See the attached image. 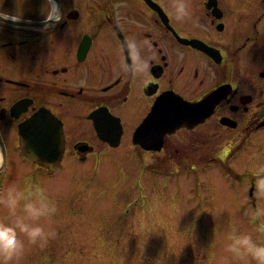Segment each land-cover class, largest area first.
Here are the masks:
<instances>
[{"label": "flooded vegetation", "instance_id": "1", "mask_svg": "<svg viewBox=\"0 0 264 264\" xmlns=\"http://www.w3.org/2000/svg\"><path fill=\"white\" fill-rule=\"evenodd\" d=\"M189 2L190 19L177 22L169 0H0V194L37 178L41 187L61 167L50 170L21 151L20 125L43 110L62 124V161L135 156L157 171L170 167L176 150V163L190 157L196 139L200 149L222 139L214 162L191 166L207 171L203 190L253 208L262 201L253 167L264 155V0ZM129 38L149 60L142 76L121 67ZM219 87L227 95L208 118L165 134L156 151L134 142L163 95V104L189 106ZM171 169L174 178L185 175ZM235 218V229L242 222L254 230L245 214Z\"/></svg>", "mask_w": 264, "mask_h": 264}, {"label": "rangeland", "instance_id": "2", "mask_svg": "<svg viewBox=\"0 0 264 264\" xmlns=\"http://www.w3.org/2000/svg\"><path fill=\"white\" fill-rule=\"evenodd\" d=\"M209 125L220 132L213 121ZM196 140L190 143L195 147L190 157L176 163L182 154L173 150V158L167 159L171 168L185 174L178 178L167 164L152 171L154 165L150 169L142 157H92L86 162L64 158L61 168L45 177L41 187L37 178L25 189L39 186L55 203L56 214L43 222L55 235L44 247L25 240L17 264H224L225 236L235 229V216L253 207L241 203L242 198L237 203L221 201L210 187L203 190L207 171L194 174L191 166H208L205 157L211 160L223 140L201 149ZM262 147L255 149L261 155L258 148ZM262 156L254 171L263 167ZM256 195L262 198L257 205L264 207V195ZM0 211V219H11L3 206ZM237 225V230L259 240L251 227Z\"/></svg>", "mask_w": 264, "mask_h": 264}, {"label": "clouds", "instance_id": "3", "mask_svg": "<svg viewBox=\"0 0 264 264\" xmlns=\"http://www.w3.org/2000/svg\"><path fill=\"white\" fill-rule=\"evenodd\" d=\"M177 22L190 19L189 0H169ZM123 50L127 61L121 67L133 77L142 76L149 71V60L143 54V45L135 38L124 41ZM255 187L264 195V167L255 173ZM3 206L11 218L7 222L0 219V264H17L28 244L44 247L54 237V231L46 229L44 221H50L57 207L39 186L26 192L16 184L8 186L0 194ZM245 215L253 225L254 231L264 235V207L257 205L246 210ZM224 251L228 256L224 264H264V242H259L250 232L232 229L225 236Z\"/></svg>", "mask_w": 264, "mask_h": 264}, {"label": "water", "instance_id": "4", "mask_svg": "<svg viewBox=\"0 0 264 264\" xmlns=\"http://www.w3.org/2000/svg\"><path fill=\"white\" fill-rule=\"evenodd\" d=\"M222 91L218 92L219 95L216 93L189 106L177 105L176 100H170L171 104L166 105L168 99L163 104V95L136 131L134 142L147 149H159L163 136L175 131L177 126L200 123L209 117L215 103L226 96ZM261 114L264 115V109ZM20 134L21 151L28 159L46 167H54L61 161L64 150L62 124L53 114L43 110L36 113L32 119L20 125ZM101 138L106 140L103 133Z\"/></svg>", "mask_w": 264, "mask_h": 264}, {"label": "bare ground", "instance_id": "5", "mask_svg": "<svg viewBox=\"0 0 264 264\" xmlns=\"http://www.w3.org/2000/svg\"><path fill=\"white\" fill-rule=\"evenodd\" d=\"M116 188V187H115ZM117 189V188H116Z\"/></svg>", "mask_w": 264, "mask_h": 264}]
</instances>
